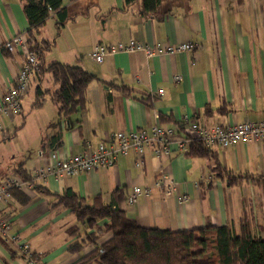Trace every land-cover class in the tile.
I'll use <instances>...</instances> for the list:
<instances>
[{"label": "crops", "instance_id": "obj_1", "mask_svg": "<svg viewBox=\"0 0 264 264\" xmlns=\"http://www.w3.org/2000/svg\"><path fill=\"white\" fill-rule=\"evenodd\" d=\"M23 4V0H0V98L15 84L24 63L19 52L2 48L11 37L27 35ZM66 4L68 19L60 31L54 16L41 30L42 38L54 40L44 60L81 66L98 79L87 86L86 108L67 116L59 115L49 96L41 107H34L39 83L43 88L56 87L51 75L31 80L22 108L1 117L0 178L21 179L16 174L21 169L54 193L71 188L86 204L101 196L104 204H114L142 226L173 231L208 223L239 226L246 209L252 214L253 232L264 236V192L259 181L264 175V141L216 145L203 156L187 154L178 143L187 134V120L208 127L264 120V0H160L156 14L143 13V0H66ZM130 40L145 45L192 42L196 48L154 56L142 50L120 51L108 53L102 62L90 55L97 44ZM120 85L132 93L125 94ZM158 123L178 132L169 154L157 156L153 146L147 148L143 167L136 166L138 155L132 150L113 166L62 178L35 175L48 166L51 151L68 157L108 142L116 132L149 130ZM55 132L61 138L51 144L46 139ZM159 168L176 181L175 194L165 197L153 187L151 195L131 202L137 186H153ZM17 192L0 201V218L32 246L39 262L74 264L95 248L87 244L80 252L70 250L83 232L74 234L79 226L76 216L68 208L54 207L53 196L30 184ZM179 194L188 198L180 201ZM110 237L107 233L98 242ZM0 264H27L1 234Z\"/></svg>", "mask_w": 264, "mask_h": 264}, {"label": "trees", "instance_id": "obj_2", "mask_svg": "<svg viewBox=\"0 0 264 264\" xmlns=\"http://www.w3.org/2000/svg\"><path fill=\"white\" fill-rule=\"evenodd\" d=\"M133 1L126 0L127 3ZM23 2L29 23L28 42L40 54L41 71L36 77L49 73L56 85L51 89L43 88L39 83L34 107H41L49 96L58 105L60 116L84 110L87 106V86L98 78L78 65L59 61L47 64L45 54L52 48L54 40L40 36L50 16L56 18L58 32L64 26L68 19L66 0ZM159 5L160 0H143V13L156 14ZM118 87L127 95L132 93L131 88L126 85ZM146 100L142 99L144 102ZM60 135V132H55L46 140L51 144L59 143ZM210 149L211 147L196 141L189 146L187 154L203 156ZM16 174L34 188L53 196L56 200L54 207L68 208L76 216L79 226L74 234L82 230L83 235H78V239L70 246L71 251L80 252L87 244L95 245L91 252L84 254L74 264H264V236L253 232L252 214L246 209L239 220V226L235 223L223 226L208 223L204 227L176 231L145 227L130 219L114 204H104L101 196H97L92 204H86L71 188L63 193H54L38 186L34 178L24 170L19 169ZM259 181L264 192V175L259 176ZM17 189L13 188L11 194H17ZM27 200L25 197L24 201ZM107 233L111 237L99 243L98 240Z\"/></svg>", "mask_w": 264, "mask_h": 264}, {"label": "built area", "instance_id": "obj_3", "mask_svg": "<svg viewBox=\"0 0 264 264\" xmlns=\"http://www.w3.org/2000/svg\"><path fill=\"white\" fill-rule=\"evenodd\" d=\"M2 48L10 53L19 52L24 58V63L15 84L0 98V129L2 115L22 108V97L28 92L31 80L41 71L40 54L31 48L27 35L17 34L11 37L4 42ZM195 48L196 45L192 42L145 45L136 40H130L114 45L97 44L90 55L97 62H102L108 53L120 51L142 50L148 56H154L164 53L192 52ZM163 91L160 89L158 93L162 94ZM186 122L187 126L184 129L187 134L178 139L180 148L184 151H187L196 141L209 147L216 145L228 147L239 143H249L252 140L264 141V120L257 122L245 120L212 127L205 126L196 120ZM177 132L172 127H165L158 123L149 130L116 132L108 142H100L95 147L89 145L82 152L68 157H60L56 151H51L48 166L39 168L35 175L38 178H45L48 175L62 178L66 175H76L100 167L113 166L120 155L128 154L132 150L138 155L136 166L143 167L147 148L153 146L157 156L169 154L172 138ZM26 185L29 183L17 176L9 175L0 178V201L6 202L11 197L13 188L22 189ZM153 187L161 190L163 196L171 197L176 192V181L164 169L159 168L153 186H137L130 195V201H136L139 196L151 195ZM187 198L185 194L178 195L180 201ZM0 234L5 241L14 245L18 256L27 264H42L35 257L32 246L11 231L10 222L7 219L0 218Z\"/></svg>", "mask_w": 264, "mask_h": 264}, {"label": "rangeland", "instance_id": "obj_4", "mask_svg": "<svg viewBox=\"0 0 264 264\" xmlns=\"http://www.w3.org/2000/svg\"><path fill=\"white\" fill-rule=\"evenodd\" d=\"M262 194L260 193V196H261ZM259 199L261 200V198L259 197Z\"/></svg>", "mask_w": 264, "mask_h": 264}]
</instances>
